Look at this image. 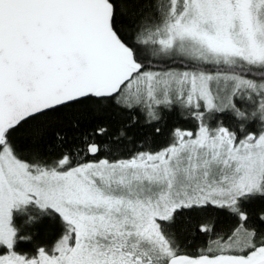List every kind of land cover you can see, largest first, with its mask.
Returning a JSON list of instances; mask_svg holds the SVG:
<instances>
[{"label":"snow or ice","instance_id":"6c2138e0","mask_svg":"<svg viewBox=\"0 0 264 264\" xmlns=\"http://www.w3.org/2000/svg\"><path fill=\"white\" fill-rule=\"evenodd\" d=\"M0 264H264V0H0Z\"/></svg>","mask_w":264,"mask_h":264}]
</instances>
